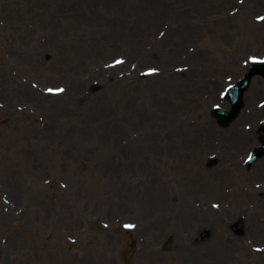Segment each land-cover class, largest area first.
I'll return each instance as SVG.
<instances>
[{
  "label": "rangeland",
  "instance_id": "obj_1",
  "mask_svg": "<svg viewBox=\"0 0 264 264\" xmlns=\"http://www.w3.org/2000/svg\"><path fill=\"white\" fill-rule=\"evenodd\" d=\"M249 1L0 0V264H180L201 247L264 264V157L246 165L263 78L226 127L211 114L264 57Z\"/></svg>",
  "mask_w": 264,
  "mask_h": 264
},
{
  "label": "water",
  "instance_id": "obj_2",
  "mask_svg": "<svg viewBox=\"0 0 264 264\" xmlns=\"http://www.w3.org/2000/svg\"><path fill=\"white\" fill-rule=\"evenodd\" d=\"M259 66L260 67H256V68L252 69L248 78L245 79L244 81H242L240 83V85L237 86L232 91L233 94H230L231 102L233 104L232 112L229 114H225V112L223 113L220 111H216V114L222 118V124L223 125L228 124L231 120H233L238 115L239 110L243 104V94H244L245 90L247 89V87H249L250 82H251V78L253 77V75H255L256 73H259V72L264 74V65H259Z\"/></svg>",
  "mask_w": 264,
  "mask_h": 264
},
{
  "label": "bare ground",
  "instance_id": "obj_3",
  "mask_svg": "<svg viewBox=\"0 0 264 264\" xmlns=\"http://www.w3.org/2000/svg\"><path fill=\"white\" fill-rule=\"evenodd\" d=\"M250 4H251V0L249 1V3L246 6V8H244L243 12H245V10L247 8H249ZM139 6H141L140 3L136 7H139ZM146 7L149 9V5L148 4L146 5ZM158 20H159V17H158ZM147 30H148V28H147ZM169 35H170V33H169ZM180 243H181V246H183L184 249L188 248L189 251L191 249H193L192 247L187 246L185 242H180ZM202 249H204V247L203 248L201 247V249H199V250H195L194 253H190L188 255H184L182 261L180 262V264H194L195 259H196V262L203 261L202 264H213L212 262L215 260V258L213 259V254L212 253L210 254L208 251L206 253H200V251ZM224 255H225V251L223 249H219V252L217 254L216 259L221 261L222 259L221 258L219 259V256L223 257Z\"/></svg>",
  "mask_w": 264,
  "mask_h": 264
},
{
  "label": "snow or ice",
  "instance_id": "obj_4",
  "mask_svg": "<svg viewBox=\"0 0 264 264\" xmlns=\"http://www.w3.org/2000/svg\"><path fill=\"white\" fill-rule=\"evenodd\" d=\"M260 19L264 20V17H260Z\"/></svg>",
  "mask_w": 264,
  "mask_h": 264
}]
</instances>
